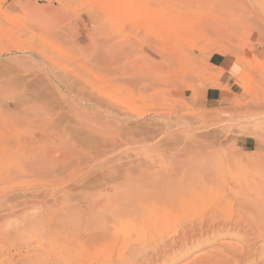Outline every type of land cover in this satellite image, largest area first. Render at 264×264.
Instances as JSON below:
<instances>
[{
    "label": "rangeland",
    "instance_id": "obj_1",
    "mask_svg": "<svg viewBox=\"0 0 264 264\" xmlns=\"http://www.w3.org/2000/svg\"><path fill=\"white\" fill-rule=\"evenodd\" d=\"M253 14L264 20V0H0V231L27 235L9 238L18 246L4 262H26L27 248L40 254L52 237L56 264H86L77 250L93 257L104 240H95L93 220L122 198L156 195L172 172L181 176L169 184L211 176L216 195L231 200L263 181L264 25ZM211 56L236 67L227 106L214 110L201 106L206 90L228 84ZM188 215L163 231L180 236L210 220ZM62 216L64 227H51ZM243 234L200 241L172 264L223 242L242 247Z\"/></svg>",
    "mask_w": 264,
    "mask_h": 264
},
{
    "label": "bare ground",
    "instance_id": "obj_2",
    "mask_svg": "<svg viewBox=\"0 0 264 264\" xmlns=\"http://www.w3.org/2000/svg\"><path fill=\"white\" fill-rule=\"evenodd\" d=\"M255 16L256 15L253 14V17L255 18V20L261 23L263 22V25H264V20L262 21V19H260L258 16L256 17ZM256 135H259V134H256ZM171 160L173 159L171 158ZM255 161L258 163L257 160ZM261 163L262 161L261 162L259 161L258 164H261ZM191 166H192V163H191ZM262 166L260 167L264 169V165ZM148 167L150 168V165H148ZM196 167L197 166L193 168H196ZM193 168L191 167V169ZM139 169L140 168H138V170ZM186 169H188L187 176L188 177L192 176L191 173L193 172L191 171V169L190 168H186ZM138 172H139L138 175L143 177V178L141 177L142 179H146L144 177L148 175L150 176H148L147 179L149 177L152 178L151 175L153 174V172L151 170L149 171L145 170V173H143V169H141ZM137 173H133V174H136L135 176H137ZM179 175L180 173L178 172H172L171 174H166V176L162 175L166 177L162 179L165 181L164 184L158 185L157 188H152L154 192H156V195L147 196V195H144V192H141L142 195L140 196L137 195L135 197L122 198L120 200H117L115 203L111 204L109 208L107 209L106 213L98 215L96 218L97 220H93L94 229L92 230L93 232L96 233L95 235L96 238L94 236L93 237L95 238V240L98 239V241L100 240L101 237L104 238V240L99 241L98 245L95 248H93V253H92L93 257L90 256L91 254L88 257H83L87 253V251L86 253L84 252L86 249L83 252L81 250H77L78 255L81 257V259H83L81 263H86V264H172L176 261V257L179 258V257L185 256L188 253V251L192 249V246L198 244L200 241L201 242L204 241L206 244H209L210 240H214L216 237L221 238V239L222 238L225 239L228 237L231 238L232 233L233 234L235 233V237H237L239 233H242V231L245 232V234L242 235V239L243 238L247 239L245 240L244 246L239 247V248L234 247L233 249H230L226 246L229 249L227 250V248L224 247L225 244L223 242V246L216 247L218 251H214L213 253L211 252L212 251L211 249L210 251H207L209 252L207 255H202V256H199L200 254H202L200 253L196 255L195 257H193V260L188 264H242L244 262L248 263V261H252V264H257L258 261L264 258V180L263 181L261 180L256 184L255 183L252 184L253 186L250 187L247 192H244L243 194H241L242 195L241 199L231 200L230 197L222 193L219 194V196L216 195L218 194V192L220 193L219 190L221 187L218 186V183L216 182V180L211 178V176H207L206 177L207 180L203 179L204 181H208V183H205V184L203 183L200 185H196V183L191 182L193 181V179L191 180V178L190 179L186 178V179L191 180L189 182L193 184L182 182V180L181 181L178 180L179 184H169L171 183L170 181L171 179ZM135 178H138V177H135ZM129 180H131L130 177H129ZM130 182H133V181L131 180ZM160 182L161 181H159V183ZM246 185L248 187V184ZM227 189L229 190V187ZM237 190H239V192L241 190L242 192L244 191L242 186L241 187L238 186ZM231 193L235 195L236 191L231 189ZM227 207L230 210H233L235 213L239 214L240 216H236L235 219L231 218L229 215H227L228 213L226 214L224 211V209H226ZM190 212H199V213L209 212L210 213L209 223L204 224V225L202 224L201 226L198 225L200 227H198L197 229L193 228V226L188 228L189 224L185 223L187 227L185 228V230L183 228L184 230L183 233H181L182 231L180 232L181 229H179L177 225L176 227L181 233L180 236L179 235L177 236L178 232L177 233L174 232L170 234L169 230L166 232L163 231V228L167 225L168 222H174L176 219H181V216H183V214H186V213H187V217H190L191 214L190 216L188 215V213ZM218 213H221L223 215L225 214L227 216L222 217V215H219ZM233 214L234 213H232V215ZM243 216H246V217H243ZM184 217L186 218V215ZM63 218H66V216H62L61 218H59L57 223L55 221L51 227L63 228L64 227V223L62 222ZM187 220H185V222ZM206 220L205 222H207ZM89 224L90 223H88V225ZM82 225L85 226V224H82ZM52 230L53 229L51 228L50 230L51 233H52ZM0 233L6 243L5 245L0 246V264H17V262L15 263H10L9 261L4 262V260L12 259L10 258V256H8V254L9 255L11 254L10 252H11L12 246L13 247H15L16 245L18 246V244H15V243H12V245H10L12 240H9V238L19 237V240H20L21 238H24L25 236H27L26 232L19 231L18 233H13V230H11V231H0ZM51 233L48 232L49 235ZM83 234L84 233H82V235ZM52 239H53L52 237L49 238L50 241L48 243V249H45V250L43 249L44 251H42L40 254L35 253L36 250H38V248H32V247L27 248L29 249V251L33 253L28 254L27 255L28 258H23V261L25 260L26 262L21 263V264H52L51 261L55 258V255L58 256L57 253L53 255L54 254L53 251H56V250H54V247H52L53 245ZM130 241H133V242H130ZM72 242H74V240ZM76 242L77 241H75L74 244ZM241 242H243L244 244V241H241ZM125 243H126L125 248H122V247L117 248L119 244L124 245ZM130 243L134 244V246L133 247L129 246ZM54 244H55V241H54ZM60 245L61 244H59V246ZM104 245L107 247L106 248L102 247ZM108 246H110L111 247L110 250L113 251V254H112L113 258H110L109 255L106 256L105 254V253H108L107 252L109 250ZM39 250H41V248ZM225 250L229 251V253L228 252L225 253ZM68 252L69 251H64L66 255H69ZM4 253H6L8 258L4 257ZM65 254L64 256L66 257ZM14 256H11V257H14ZM79 256H77V258ZM49 258H52V259L49 260ZM66 262L68 261L66 260Z\"/></svg>",
    "mask_w": 264,
    "mask_h": 264
},
{
    "label": "crops",
    "instance_id": "obj_3",
    "mask_svg": "<svg viewBox=\"0 0 264 264\" xmlns=\"http://www.w3.org/2000/svg\"><path fill=\"white\" fill-rule=\"evenodd\" d=\"M11 1V0H4ZM260 57L264 60V51L260 52ZM256 58V57H255ZM258 59V58H256ZM210 65L214 68L220 69L224 72L221 81L222 84H228V90H220L218 88H211L206 90L203 99L201 100V106L208 110H214L218 108H225L227 106L226 101L230 98L232 91V85L230 84V78H234L236 75V67L233 66V62H230L227 58L222 56H211ZM243 146L251 144V140L244 139L240 141Z\"/></svg>",
    "mask_w": 264,
    "mask_h": 264
}]
</instances>
